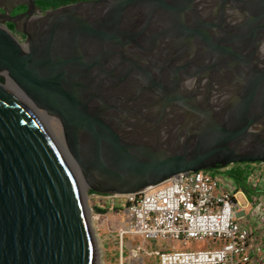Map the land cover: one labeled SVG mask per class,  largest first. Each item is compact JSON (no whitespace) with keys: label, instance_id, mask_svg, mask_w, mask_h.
I'll use <instances>...</instances> for the list:
<instances>
[{"label":"water","instance_id":"obj_1","mask_svg":"<svg viewBox=\"0 0 264 264\" xmlns=\"http://www.w3.org/2000/svg\"><path fill=\"white\" fill-rule=\"evenodd\" d=\"M255 162L264 0H0V264H96L82 190Z\"/></svg>","mask_w":264,"mask_h":264},{"label":"built area","instance_id":"obj_2","mask_svg":"<svg viewBox=\"0 0 264 264\" xmlns=\"http://www.w3.org/2000/svg\"><path fill=\"white\" fill-rule=\"evenodd\" d=\"M230 166L181 172L137 193H92L91 204L127 213L121 236L166 243L149 251L157 264H264V243L243 224L248 202L238 201V187L227 174Z\"/></svg>","mask_w":264,"mask_h":264},{"label":"rangeland","instance_id":"obj_3","mask_svg":"<svg viewBox=\"0 0 264 264\" xmlns=\"http://www.w3.org/2000/svg\"><path fill=\"white\" fill-rule=\"evenodd\" d=\"M37 112L42 114L41 110H37ZM44 116L49 119V128L41 121L48 129L60 151L63 152L59 142V135L62 132L59 122L54 117ZM81 192L94 239L96 264H157L156 257L149 254V251L166 248V243L159 240H143L140 236L132 234H123L121 236L119 230L126 225L127 213L119 208H112L110 205L105 204L100 210L101 212H99L100 217L95 219L93 218V211L95 210L91 208L92 193L84 190ZM244 192L247 193L245 190ZM189 247H204V245L191 243Z\"/></svg>","mask_w":264,"mask_h":264},{"label":"crops","instance_id":"obj_4","mask_svg":"<svg viewBox=\"0 0 264 264\" xmlns=\"http://www.w3.org/2000/svg\"><path fill=\"white\" fill-rule=\"evenodd\" d=\"M237 167L247 170L251 178L250 192L245 193L244 190L238 188L240 192L238 201L248 202L244 208L247 219L243 221V224L250 228L257 241L264 243V163L255 162ZM102 207L91 205V208L95 210H92L93 218L100 217L99 210Z\"/></svg>","mask_w":264,"mask_h":264},{"label":"trees","instance_id":"obj_5","mask_svg":"<svg viewBox=\"0 0 264 264\" xmlns=\"http://www.w3.org/2000/svg\"><path fill=\"white\" fill-rule=\"evenodd\" d=\"M78 1H84V0H36V5L42 10H48L50 8H57L60 6H64L67 4H72ZM20 9H26L25 6H19L15 10H20ZM12 33H14L21 41L24 39V36L21 34H16L15 31L13 30V25L9 24L8 27ZM250 163H234L232 164V167L229 168L227 171V174L233 179L235 182L236 186L239 189L245 190L246 192H250V185L248 182V177L250 176L248 171L245 169H239L237 166L240 165H247ZM230 166V165H229ZM212 171V170H210ZM89 193H93L92 191H88ZM99 212H101L99 210Z\"/></svg>","mask_w":264,"mask_h":264},{"label":"bare ground","instance_id":"obj_6","mask_svg":"<svg viewBox=\"0 0 264 264\" xmlns=\"http://www.w3.org/2000/svg\"><path fill=\"white\" fill-rule=\"evenodd\" d=\"M43 114V115H42ZM42 114H40V113H37V116L45 123V125L48 127V118L46 117V116H44L45 114L44 113H42ZM60 127V126H59ZM49 128V127H48ZM53 128V127H52ZM58 128V127H57ZM60 139H59V142H60V144H61V146H60V148L62 149V151L65 153V148H64V144H63V142H62V133L60 132ZM66 158H67V160H68V162L70 163V165L73 167V168H75V165H74V163L72 162V160L66 155Z\"/></svg>","mask_w":264,"mask_h":264},{"label":"flooded vegetation","instance_id":"obj_7","mask_svg":"<svg viewBox=\"0 0 264 264\" xmlns=\"http://www.w3.org/2000/svg\"><path fill=\"white\" fill-rule=\"evenodd\" d=\"M25 9H20V10H14L11 14L14 15V14H17V13H20V12H23ZM11 24L9 22H6L4 24L5 27H8V25Z\"/></svg>","mask_w":264,"mask_h":264}]
</instances>
